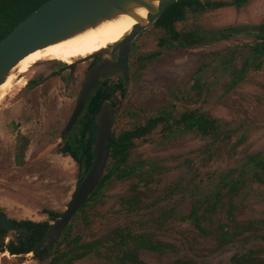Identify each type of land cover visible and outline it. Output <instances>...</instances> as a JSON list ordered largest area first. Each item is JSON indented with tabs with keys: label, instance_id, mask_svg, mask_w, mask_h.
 I'll return each instance as SVG.
<instances>
[{
	"label": "rangeland",
	"instance_id": "374dc122",
	"mask_svg": "<svg viewBox=\"0 0 264 264\" xmlns=\"http://www.w3.org/2000/svg\"><path fill=\"white\" fill-rule=\"evenodd\" d=\"M201 1L227 4L187 10L174 24L198 44L160 47L165 34L153 25L136 37L131 76L123 93L114 94L112 132L152 117L165 123L136 141L130 163L140 166L137 174L103 188L89 218L75 214L70 220L67 241L101 243L76 264H232L236 252L264 251V171L247 164L264 157V35L246 31L264 27V0ZM152 52H159L152 61L137 60ZM49 61L59 60L31 65L0 101V208L12 219L48 220L46 209L62 213L77 186L78 166L60 152L59 134L84 65L69 87L58 79V98L55 80L32 93L25 82ZM184 112L217 119V132L203 137L184 129L178 123ZM250 221L259 223V232L240 229ZM117 229L142 235L146 245L120 248ZM57 249L42 261L0 253V264H47Z\"/></svg>",
	"mask_w": 264,
	"mask_h": 264
},
{
	"label": "trees",
	"instance_id": "16d2710c",
	"mask_svg": "<svg viewBox=\"0 0 264 264\" xmlns=\"http://www.w3.org/2000/svg\"><path fill=\"white\" fill-rule=\"evenodd\" d=\"M46 1L48 0H0V40L6 37L20 22ZM224 5L225 3L222 2H202L200 0H179L173 3L154 23V27L160 29L165 34V36L159 40V46L163 47L168 43V34L170 33L173 34L175 41L184 42L185 44L197 43L198 40L194 39L192 35L190 39H187V34L181 35L178 33L174 29V24L185 17L187 10H195L197 8L211 9ZM260 28L264 29L262 26H260ZM158 55L159 52L148 53L140 56V60L152 61ZM130 70H133V64H131ZM118 91H123L120 85H113V83L108 84L106 82L101 83L93 98L95 107L93 111H90L91 115L93 116L97 112L101 103L113 98L114 94ZM164 123L165 120L162 117H152L144 125H139L130 130L123 131L119 135H115L112 132L109 157L102 178L95 190L81 205L76 215L82 214L84 220L89 218L93 206L96 203L97 194L103 188L114 181L131 178L137 174V170L140 166L130 163L131 153L135 147L136 141L145 140V137L149 135L156 126ZM178 123L186 130H197L203 137L215 134L218 129V120L203 113L184 112L181 114ZM85 127L83 131L71 135L66 144L60 147V152L71 157L78 166L79 177L77 185L88 171L93 158L91 145L94 131L88 125ZM87 131L91 136L89 139L85 140L84 137L87 135ZM261 159L262 160L258 161L257 157H253L247 164L253 168L259 167L260 170L264 171V157H261ZM128 199L129 198L123 200L124 205H130L129 201H127ZM43 213L47 215L48 220H17L7 217L5 212L0 208V253L7 250L11 255L16 256H25L29 254L34 246L46 236L48 229L51 227L50 221H55L60 215L57 211L47 209L44 210ZM192 216H195V222L197 224L200 217L197 216L195 211H192ZM11 231H13L15 236L11 234ZM64 231H66V234H63ZM64 231L60 235L62 241H57L58 243L56 242L34 258L38 261H42L48 251L57 245L58 249L56 253L47 264H76V262L82 260L91 252H96L101 245L100 240L83 241L80 237H75L67 241L69 230L67 231L65 229ZM113 235L117 238L114 244H117V246L122 249L129 247L131 243L146 245V243H144L146 240L142 235L132 234L119 229H117ZM6 238H8L7 242H5Z\"/></svg>",
	"mask_w": 264,
	"mask_h": 264
},
{
	"label": "water",
	"instance_id": "95a60500",
	"mask_svg": "<svg viewBox=\"0 0 264 264\" xmlns=\"http://www.w3.org/2000/svg\"><path fill=\"white\" fill-rule=\"evenodd\" d=\"M177 1L179 0H48L0 40V86L17 71L20 61L29 54L73 39L106 23L125 18L134 19V25L120 41L86 57L75 59L84 61L105 53L108 49L117 50L114 55L115 61L100 63L89 71L73 112L62 131L61 139L64 140L100 78L110 73L126 77L130 44ZM143 11L145 15H142ZM246 31L262 32L264 35V30L259 28ZM95 121L97 128L91 149L93 158L90 167L77 185L66 210L52 223L46 236L29 253L31 257H35L57 242L71 218L95 190L102 178L109 157L112 137L110 104L105 103L101 106Z\"/></svg>",
	"mask_w": 264,
	"mask_h": 264
},
{
	"label": "flooded vegetation",
	"instance_id": "af4514ba",
	"mask_svg": "<svg viewBox=\"0 0 264 264\" xmlns=\"http://www.w3.org/2000/svg\"><path fill=\"white\" fill-rule=\"evenodd\" d=\"M222 3H225V2H222ZM226 4L227 3H225V5ZM154 23L152 24L153 27H154ZM257 28L262 29V28H260V26H258ZM157 30H160V29H157ZM178 33H180V32H178ZM259 33L263 34L262 32H259ZM180 34L181 35L187 34V39H190L191 35H192V37L194 39L198 40V42L194 43V44H185L184 42L178 41L183 46L196 45L199 42H201L200 39L194 37V34L192 32H184V33H180ZM168 35H169L168 36V43L166 45H169V43L175 42V40L173 38V34L170 33ZM162 38H163V36L158 39L157 44L159 43V40L162 39ZM135 40H136V38L133 40V42L129 46V53H128V56H127V76L124 77V76H122L120 74L110 73L107 76L100 78L98 85L91 92L89 98L87 99V101H86V103L84 105V108H83L81 114L78 116L76 122L74 123V125L72 126V128L70 129L68 135L66 136V138L64 140L61 139L62 131H63L64 127L66 126V124H67V122H68V120H69V118H70V116H71V114L73 112V109H74V107H75V105L77 103L79 94H80V92L82 90V87H83V85L85 83V79H86L89 71L94 66H96V65H98L100 63H104V62H107V61L108 62L115 61L114 55L117 53V50L111 48V49H108L105 53L98 54V55H96V56H94L92 58L86 59L84 61L75 60V61H71L68 64L65 63V62L63 63V62H59V61H49V62H46L45 64L43 63V64H40V65H37V67L34 70L31 71L28 80L25 82L26 86H28V88H30L29 90L32 93L35 92V91L41 93L42 90L45 89V87H47L53 80H55V82H57V85L55 86L54 89L56 90V94H57V98H58V79L62 82V84H63V86L65 88L69 87V85L71 84L73 73L76 70V68H78V66H80V65H84V71H83V73L81 75V78H80V81H79V87H78V90H77V93H76L75 105H74V107H73V109L71 111V114L69 115L68 119L66 120L64 127L62 128V130L60 131V134H59V145H60V147H62V146H64L66 144V142L68 141V139H69V137L71 135H73V134H75L77 132L83 131V129L86 128L85 127L86 125L90 126L91 129H93V131H94V134H93V137H92V145H93V142H94V139H95V132H96V128H97L95 117H96V114L98 113V111L100 110L101 106L103 104H105V103L110 104L111 113H112V127H113V124H114V121H115V116H116L115 99H114V97L111 98L110 100H105L103 103H101L99 108H98V110H97V112L92 116L90 111H93L94 107H95V104L93 102V98L96 95L95 93H96L97 88L101 85V83H104V82H106L108 84H112L113 83V85L114 84L115 85H120L123 88V91H124V87H125L126 83L128 82L129 77L131 76V70H130L131 63H134V61L132 59V52H133V49L135 47ZM165 46H163V47H165ZM137 60L141 61L140 57ZM112 68L115 69V67H112ZM22 78H24V76ZM123 91L122 92L118 91L116 93H119V92L123 93ZM167 110H168V108H167ZM167 112L169 113V111H167ZM86 134L87 135H85V137H84L85 140L89 139L90 136H91V134L88 131H87ZM21 142H23V141L21 140ZM92 145H91V149H92ZM259 223L262 224V223H264V221H260ZM259 223H255L253 221H250L249 226H247V227L242 226V227H240V229L241 228H245V229H248V231H250V232L257 233L259 231L256 230V227H257V224H259ZM263 227H264V224H263ZM7 241H8V238H6L5 242H7ZM260 241L264 244V237H261ZM2 254L4 256H5V254L11 255L7 250L2 252ZM26 255H29V254H26ZM11 256L16 257V255H11ZM228 261H229V263H232V264H264V251L248 250L246 252H236L229 258Z\"/></svg>",
	"mask_w": 264,
	"mask_h": 264
},
{
	"label": "bare ground",
	"instance_id": "6f19581e",
	"mask_svg": "<svg viewBox=\"0 0 264 264\" xmlns=\"http://www.w3.org/2000/svg\"><path fill=\"white\" fill-rule=\"evenodd\" d=\"M142 15H145V11L142 12ZM134 23L135 21L132 18L109 22L73 39L29 54L20 61L17 66V71L10 75L0 86V101L5 98L8 90L12 87L13 79L17 75L27 71L31 65L46 60H59L68 64L74 59L86 57L120 41L132 28Z\"/></svg>",
	"mask_w": 264,
	"mask_h": 264
}]
</instances>
